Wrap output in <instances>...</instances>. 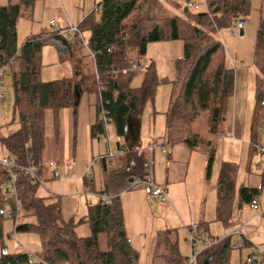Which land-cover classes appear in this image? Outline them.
<instances>
[{"label":"trees","instance_id":"1","mask_svg":"<svg viewBox=\"0 0 264 264\" xmlns=\"http://www.w3.org/2000/svg\"><path fill=\"white\" fill-rule=\"evenodd\" d=\"M36 1L19 0L18 3L0 6V67L12 58L20 64L18 69L13 67L10 71L14 89L12 123L15 125L13 130L0 137V142L7 155L15 156L20 164L35 166L43 182L32 183L29 174L17 169L15 198L5 188L9 177L0 165V223L5 218L6 206L10 205V213L20 220L15 230L37 234L41 242L38 252L51 264H140L139 253L131 246L124 226L119 190L126 184L128 186L133 176L146 175L150 165L147 151L131 153L127 166L107 175L106 189L100 194L110 195L112 201L105 205L100 198L98 203L89 206L86 220L90 223L91 234L78 236L76 221H65L63 218L60 199L47 201V197L38 194L39 186L44 185V170L47 168L42 156L46 143L45 113L50 110L54 123L58 125L59 113L65 108L74 109L75 85L82 91H92L95 95L96 118L91 126V134L92 138H100L106 132L100 118L101 82L107 85L104 99L110 122L115 125L117 134L124 136L129 119L142 114L145 105L149 101L153 102L157 87L164 81L158 75L155 61L147 58L148 45L158 41L182 40L184 52L176 61V73L164 112L163 144L197 147L201 136L193 132V126L199 120L207 123L210 133L219 135L234 96L235 73L228 65L227 51L217 33L222 28L233 27L237 18L248 16L249 0H207L208 9H195L197 11L191 10L193 8L188 6L189 1L103 0L101 8H92L77 24L80 32L77 36L82 35L89 51L94 54L93 58L88 53L96 64L100 79L96 78L95 71L86 75L77 67L75 76L49 81H43L40 77L41 46L45 38L34 35L21 45H18L17 40L18 23L24 11L33 9ZM178 6L180 12L173 13L172 10ZM52 37L67 48L65 54L69 58H74L65 36L57 31ZM109 48L112 50L109 51ZM132 59L144 61L145 64L138 71L114 73L115 70L128 67ZM255 64L257 87L251 127L252 151H257L259 123L264 117V14L255 44ZM139 71L142 72V80L137 85L135 80ZM2 77L0 74V80ZM213 157L211 153L209 172ZM101 161L104 163L107 158ZM234 179L224 168L217 182V215L218 220L225 225L230 224L236 193ZM258 192V188L241 184L238 189L239 202L251 203L257 199ZM206 224L198 223L200 234L220 240L221 243L204 247L195 264H232V250L237 248L232 246V233L215 237L205 227ZM104 233L110 245L107 250H103L100 244V237ZM243 240L248 251L246 260L240 264H252L248 258L253 242L244 236ZM28 256L26 251H5L0 254V264H28ZM189 258L190 255L187 263L183 259L173 258V264H189Z\"/></svg>","mask_w":264,"mask_h":264},{"label":"rangeland","instance_id":"2","mask_svg":"<svg viewBox=\"0 0 264 264\" xmlns=\"http://www.w3.org/2000/svg\"><path fill=\"white\" fill-rule=\"evenodd\" d=\"M93 1L76 0L74 4V0H37L33 9L24 11L18 23V45H21L34 35L45 38L41 46L42 68L40 77L43 81L75 76L77 67H79L82 74L86 75L96 70V64L93 63L88 54V49L81 40L82 37L77 36L79 33L74 35L75 43L73 46L69 45L74 58H69L65 54L67 52L66 47L64 46L65 48H63V44L52 37V34L59 31V29L69 27L71 23L74 26L77 25L78 21L85 17L92 10L91 8L95 7L92 5ZM176 1L179 3L187 1L198 3L201 5L198 10L205 9V0ZM16 2H19V0H0V5ZM172 11L173 13H178L180 12V7H175ZM263 14L264 0H249V14L246 16L248 23L244 28V33L241 34L240 29H238L234 35V26L222 28L217 33L227 51L228 65L233 67L235 71L240 67H246L250 72L249 105L245 114V130L242 137L232 138V132L227 131L226 121L222 124L221 133L217 135L208 131L205 121L199 120L193 126V132L201 136L197 147L185 144H167L170 153H172L171 156L156 150L155 162L152 165L156 183L159 181L158 178L161 174L160 163L162 165V176L168 161L177 163L183 174L182 182L173 185L174 193L177 195L176 199L170 192L169 197L172 201L168 203L162 202L157 198V200H154L148 195H146L148 200H145V197L142 200L139 195L141 200H139L137 206H133L131 203L134 201L128 203V199L133 200L135 193L143 192V186L128 187L126 184V187L119 190V196L121 195L125 204L123 211L124 226L129 234L131 246L140 253V264H173V258L183 259V262L187 263V257L191 255V245L187 232L185 234L181 230L184 228L181 221L183 217L189 225L207 222L211 225L210 231L215 237H224L225 234L232 233V243H237L244 236L264 250V153H261L259 149L257 151L250 150L257 87L255 44ZM51 19L56 21L55 25L50 24ZM68 19H71V22ZM83 36L87 38L86 34ZM183 52L184 43L182 40L158 41L150 43L147 47V58L155 61L158 75L164 81L157 87L153 102L149 101L145 105L142 114H140L139 122L141 124V132L144 135L146 134L145 136L149 139L156 138L157 142H155L157 145H159L160 138H162L164 112L167 110L171 82L176 73V61L183 56ZM133 61L137 60L132 59L128 67H131ZM19 65V62L16 61L13 66L14 69H18ZM141 74L142 72L139 71L136 76L135 84L137 85L141 83ZM76 78L79 79L80 77ZM1 80L4 95L2 100H0V137L13 130L15 125L12 123L14 117L12 75L5 73ZM93 100H95V95H93L92 91L86 90L78 104L76 115H74L72 108L61 111L57 118L58 125L54 123L50 110L45 113L46 143L42 156L44 165L47 168L44 170V185L39 186L38 194L47 197V201L60 199L63 218L65 221L71 219L76 221L75 230L78 236H89L91 234V226L86 218L89 214V206L99 200L97 191L101 190L99 181L100 173H102L101 161L97 162L94 159L104 152L102 149L103 145L106 148V153L109 152L110 140L112 150H115L116 143L121 141L115 125L111 122L106 129V131H109L111 139L108 134H105L100 142H97V138L89 137V124L90 122L91 124L95 122V111L93 112V105L89 109L88 102L92 104ZM259 124L258 142L263 144L264 117ZM71 133L73 136H71ZM56 139L59 141L58 145L60 148L62 144L66 152L67 147L69 148L70 152L67 153V158L62 155L54 158L52 155L54 151L52 145ZM177 145L187 147L189 149L188 154L185 152L175 155L172 149ZM187 148L185 149L187 150ZM150 152L148 149L146 155L151 164ZM211 153L214 155V159L209 172L208 162ZM5 155H7V151L1 146L0 142V159ZM113 158L114 156L107 158V160ZM51 160L60 162L59 170L62 181L60 178L59 180L48 178L54 175V168L49 166ZM224 168L228 175H232V178H235L236 184V193L230 218V223L233 222V225H225L218 220L217 215L219 203L217 180ZM91 179H95V182L91 184L90 189H87L85 185L86 183L90 184ZM60 183H63V186L71 185L72 187L63 191ZM241 184L259 189L257 199L260 207L258 210L252 209L250 203L239 202L238 189ZM163 185L166 186L165 183ZM102 189H106V185ZM50 190L56 193L57 196L50 197ZM170 190L173 194V187ZM138 206H140L139 209ZM164 207L168 209L165 210ZM11 209L10 205L6 206L5 218L0 223V254L5 251L37 253L41 249L39 236L35 233L16 231L15 225L20 223V220H16V216L10 213ZM156 210L157 213L154 218ZM161 214L162 217L160 216ZM164 216H169L175 223L174 230L178 235V242L175 245L167 243L169 235L164 232V229H166ZM166 221H168L167 218ZM238 228L243 230H240L242 235L235 233V231L239 230ZM207 239L211 240V237L208 236ZM156 242L160 245L157 246ZM163 243H167V251L163 250ZM218 243H221L220 240ZM100 244L103 250L110 248L108 236L105 233L100 237ZM196 245L198 250H200L201 246L199 244ZM247 251L248 248L244 245L232 250V264L244 262ZM154 252H158V254L163 252V255L167 254V260L165 258L162 259V256L157 260H152L150 255ZM256 264H264V259L261 262H256Z\"/></svg>","mask_w":264,"mask_h":264},{"label":"crops","instance_id":"3","mask_svg":"<svg viewBox=\"0 0 264 264\" xmlns=\"http://www.w3.org/2000/svg\"><path fill=\"white\" fill-rule=\"evenodd\" d=\"M98 1L99 0H94L93 1V4H92L93 7L98 3ZM16 3H18V2H16ZM75 3H76V0H74V4ZM4 5H6V4H4ZM83 18H81L78 21V23ZM68 20H69V22H71V19H68ZM71 25H74V24L71 23ZM234 73H235V91H234V96L230 100V104H229V107H228V110H227V114H226L227 131L232 132V136H231L232 138L239 137V136L242 137V135H243V132L245 130V126H244L245 114L247 112L248 105H249V96L248 95L250 94L249 93V84H250V72H249V70L246 67H240L236 71L234 70ZM84 93H85V91H82V95H81L80 101H81ZM80 101H79V103H80ZM88 104H89V109L93 105V108L95 109V110L93 109V112L95 111V118H96V104H95V100L92 101V104L89 103V102H88ZM66 109L67 108L63 109L62 111L66 110ZM72 111H73L74 115H76L77 110H76V112H74V109H72ZM139 119H140V115L132 116L129 119L125 135L120 137L121 141H118L116 143V149H118V148L123 149L124 152L122 154L115 155L113 159L107 160L104 163L102 161L100 162L101 163L100 166H101V172L102 173H100V179H99L100 184H101V190L97 191V193H99L98 202L100 201V196L103 195V194H100V192L103 190L102 188H104V186L106 185V177H107V175L108 174L110 175L111 173L116 172L119 169H122L125 166H127L129 164L130 159H131L130 156H129L131 153H138L139 154V153H141L143 151H145V152L147 151L148 152V149H147L148 146L151 143H154L155 144L154 149L150 152V157H151L150 161L153 162V165H154V162H155L156 150H159V151L163 152L167 156L168 155L169 156L172 155V153H170V151L168 149V146L166 144H163V141H162L163 140V134H164V125H163V128H162V136H161L162 138H160V143H159V145H157V143H156L157 139L156 138H154V139L150 138L149 139V138H147V136H145L146 134L144 135L141 132V124L139 122ZM92 124H91V122L89 124L90 131H89L88 134H89L90 138H92V134H91V126H92ZM71 136H73L72 133H71ZM103 137H104V135L101 136L100 138H97V142H100L101 140H103ZM108 137L111 139V137L109 135V131H108ZM69 138H70V134H69ZM147 140H149V141L147 142ZM58 142L59 141L57 139L54 140V144L52 145V148H54V151L52 152V155L54 156V158L57 157L58 155H62L64 158H67V156H68L67 153L70 152L69 148L67 147V152H66L64 150V148H63L64 145L62 144V147L60 148L59 145H58ZM70 144H68V145H70ZM163 145L166 147V152H164L162 150ZM110 147L112 148L111 140H110ZM185 148H187V147H184V145H177V146H175V148L172 149V152L175 155L178 154V153H185V152L188 154L189 149L187 148V150H186ZM102 149L104 150V152L101 155L106 153V151H105L106 148H105L104 145H103ZM59 150H61V151L59 152ZM51 161L55 162V160H51ZM66 161H67V159H66ZM55 163L57 164V168L56 169H59L60 168V162L56 161ZM159 165L161 166V174H160V176L158 178L159 181H157V183L160 186L168 189V192H170L171 195L175 196V199H176L177 195H175V193H174V186L173 185L181 183L182 180H183L182 179L183 178V174L180 171V168L178 167L179 165H177V163H171L170 161H168L166 163V168H165L163 176H162V165H161V163ZM50 179L59 180V178L54 177V176H53V178H50ZM60 180L62 181L63 179L61 178ZM93 182H95V179H91L90 180V184L86 183L85 187L87 189H90L91 184ZM164 183L166 184V186L163 185ZM60 184H61V188H62L63 191L66 188H71L72 187L71 185L63 186L62 185L63 183H60ZM168 186L171 189L173 187V194L171 193V190H170V188ZM49 192H50L51 195L52 194L53 195H57L56 193L52 192L51 190ZM141 192L135 193V195L133 196V200L128 199L129 200L128 203L134 201L131 204L133 206H137V204L139 203V200H141V199L143 200L144 197H145L144 198L145 200H148V198L146 197V194L144 193V191L142 193ZM139 195L141 196V199H139L140 198ZM120 198H121V195H120ZM153 199L157 200L156 198H153ZM171 201L172 200H170L169 202H171ZM98 202H96V203H98ZM121 202H122V207H123V211H124L125 204H124V201L122 200V198H121ZM165 203H168V202H165ZM149 204H151V203H149ZM139 207L140 206H138V209H139ZM164 209L167 210L168 208L164 207ZM156 213H157V210H156V212H154V218L156 217ZM160 216L162 217V214ZM166 218L168 219V221H166ZM181 221H182V224L184 225V228H182L181 230L186 234V226H188L189 224L185 222L184 217L182 218ZM164 225L166 227V229H164V232L168 233V235H169V240H167V243L169 245L177 244L178 235H177V232L174 230V228H175L174 221L172 219H170L169 216H164ZM230 225H233V222H231ZM205 227L209 228V231H210V229H211V225L210 224L207 223L205 225ZM240 230L243 231L242 229H240ZM126 231H127V229H126ZM161 231H159V232H161ZM231 231H229V232H231ZM210 233H211V231H210ZM128 236H129V234H128ZM167 243H163V245H162L164 251H167ZM156 245L158 246L160 244H158L156 242ZM136 251H138V250H136ZM166 255H163V252H162V254H158V252H154V253H152L150 255V257L152 258V260H157L161 256H162V259H164V258L166 259ZM139 258H140V253H139Z\"/></svg>","mask_w":264,"mask_h":264},{"label":"built area","instance_id":"4","mask_svg":"<svg viewBox=\"0 0 264 264\" xmlns=\"http://www.w3.org/2000/svg\"><path fill=\"white\" fill-rule=\"evenodd\" d=\"M102 1H99L94 9L98 10L99 8H101L102 6ZM189 7L193 8V9H200L201 5L198 3H193L190 2L188 4ZM204 7L205 9H208V2L207 0H205L204 2ZM248 23V19L245 16H241L239 18L236 19L235 22V29H233V34L235 35L237 33L238 29H244L245 26ZM50 24L55 25L56 21L54 19L50 20ZM60 34H62L63 36H65L68 40H69V45L73 46V44L75 43V39H74V35L75 33H80L78 30L77 25H70L69 27L65 28V29H59L58 31ZM80 37H82V35L80 34ZM81 40L83 41L84 45L87 47V43L84 39L81 38ZM60 42V41H59ZM61 43V42H60ZM62 44V43H61ZM63 48L64 45H62ZM112 49L109 48V51H111ZM88 52L90 53V55L94 58V54L91 53V51ZM16 64V61L14 58L10 59V61L3 65L2 67H0V74L2 76H4L5 73H10L11 69L13 68V66ZM145 62H138V61H133L131 67L128 68H124V69H120V70H115L114 73H117L119 71H122L123 73H127L128 71H138L140 70L143 66H144ZM96 73V78L99 80L100 76L99 73L97 72V69L95 70ZM107 92V85L103 84V83H99V95H100V102L102 104V108H101V115L100 118L104 124L105 129H107L109 123H110V118L108 115V111L105 108V104L106 101L104 99V95ZM4 93H3V83L2 80H0V100L2 99ZM105 134H108V131L105 132ZM104 134V135H105ZM155 144L151 143L148 146V149L150 151H152L154 149ZM257 149H259L261 151V153H264V143L263 144H256ZM162 150L164 152H166V147L163 145ZM124 152L123 149H115L112 150L109 144V152L104 154V155H100L99 157L95 158L94 160L97 162H100L103 158H109V157H113L115 155L118 154H122ZM0 165L5 168V170L8 173V180L5 183V188L7 190V192L14 196L15 198H17V187H16V181H15V177H16V170H21L27 174H29L30 176V182L34 183V182H43V179L38 175L37 173V169L35 166L33 165H29V166H25L22 165L18 162V159L15 156H9V155H5L0 159ZM153 162L148 166L147 169V173L145 176H133L131 179H129L128 181V187H135L137 185H142L143 186V190L145 192L146 195L151 196L153 198H157L162 202H169L170 201V197H169V192L168 189L160 186L159 184H157L155 182V178H154V174H153ZM49 166H51L52 168H54V176L57 178L61 177V173L59 169L57 168V164L53 161H51L49 163ZM61 179V178H60ZM101 201L103 204L105 205H109L112 201V197L110 195H101L100 196ZM250 207L254 210H258L259 209V201L258 199H253L250 203ZM18 210L20 208V206H17ZM186 232L188 235V240L190 242L191 245V255L190 258L188 260L189 264H195L196 260H197V256L200 253V251L204 248V247H209L212 246L213 244H215L216 242H219V240H208L207 236L204 234H200L199 231V226L198 224H191L188 227H186ZM236 234H241L240 229L235 231ZM242 235V234H241ZM244 243L243 238L238 241L237 243H233L232 246L233 247H239L242 246ZM199 244L200 250H198L197 245ZM251 256L248 258L249 262H252L254 259H257V262H261L264 259V250L259 247L256 244L252 245V249H251ZM28 264H49L45 261L43 255L41 253H36V252H30L29 256H28Z\"/></svg>","mask_w":264,"mask_h":264},{"label":"water","instance_id":"5","mask_svg":"<svg viewBox=\"0 0 264 264\" xmlns=\"http://www.w3.org/2000/svg\"><path fill=\"white\" fill-rule=\"evenodd\" d=\"M188 7L185 8V10H187ZM240 33L243 34L244 33V29H241L240 30ZM67 50V48H66ZM81 95H82V90L79 88L78 89V86L75 85V102H74V112H76L77 110V107H78V104H79V101H80V98H81ZM257 262V259H254L252 261V264H256Z\"/></svg>","mask_w":264,"mask_h":264}]
</instances>
